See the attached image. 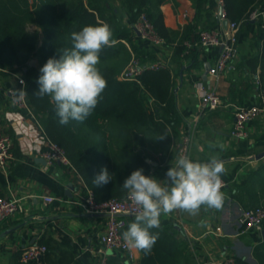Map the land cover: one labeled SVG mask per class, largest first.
I'll use <instances>...</instances> for the list:
<instances>
[{
	"label": "crops",
	"instance_id": "1",
	"mask_svg": "<svg viewBox=\"0 0 264 264\" xmlns=\"http://www.w3.org/2000/svg\"><path fill=\"white\" fill-rule=\"evenodd\" d=\"M108 1L118 22L130 34L132 43L145 52L142 62L163 60L173 77L172 90L179 121L174 128L166 127L170 145L164 160L153 163L154 171L150 176L161 181L166 179L168 168L179 157L178 147L184 136L188 137L186 156L189 158L206 162L210 156L218 155L225 163L222 209L202 207L195 217L180 211L161 216V227L175 229L177 239L182 242L185 249L182 264H219L228 254L245 264H258L254 250L264 243V222L261 230L240 233L237 220L242 208L264 204V113L247 124L245 137L232 138L230 130L233 107L255 103L258 93L264 90V30L257 22H242L237 34V52L229 67L218 78L207 73L203 77L205 67L215 63L219 48L208 46L189 51L192 47L187 49L185 42L193 43L201 29L225 27L217 0H203L199 9L195 0H162L158 9L165 42L159 46L138 38L125 0ZM255 7L264 8V0H256ZM27 28L43 34L35 24H28ZM180 44L184 48L176 52ZM35 65L39 66L36 62ZM19 76L21 72L17 69L0 68V126L13 137L15 145L7 169L0 167V196L17 197L22 206V211L0 221V264H24L20 259L22 249L41 240H45L51 259L43 264H54L52 260L58 257L61 249L71 251L83 264H97L99 254L95 249L100 245L105 216L84 212L72 203L83 194L71 169L67 170L58 162L46 163L37 154L21 151L22 136L8 118V113L14 110L8 90L19 89ZM198 83L213 89L223 105L197 115L195 85ZM38 144L36 140V146ZM16 147L20 151L17 156L14 155ZM46 194L54 196V200L43 201L41 196ZM133 220L134 217H127V223ZM131 250L132 259L124 251L108 250V261L139 264L140 250ZM33 262L41 261L39 258Z\"/></svg>",
	"mask_w": 264,
	"mask_h": 264
},
{
	"label": "trees",
	"instance_id": "2",
	"mask_svg": "<svg viewBox=\"0 0 264 264\" xmlns=\"http://www.w3.org/2000/svg\"><path fill=\"white\" fill-rule=\"evenodd\" d=\"M125 1L132 22L140 12H144L164 38L158 9L162 0ZM202 3L203 0H195L196 8L199 9ZM255 5L256 0H224L223 7L229 20L244 22L248 11ZM104 23L110 26L114 40L112 46L101 51L98 64L107 87L84 122L70 121L62 126L50 98L35 95L39 89L36 82L41 74L39 69L48 58H59V51L71 48L72 32L87 25ZM28 24H35L43 32L38 47L37 33L28 30ZM197 38L198 33L193 41ZM182 46L180 44L176 52H180ZM198 48L193 45L189 51ZM131 53H139L145 60V52L132 43L130 34L118 22L108 0H0V68L21 72L24 80L21 91L26 107L19 110L24 117L35 118L46 136L64 148L72 167L82 177V194L86 193L87 188L90 189L95 202L123 197L127 191L121 186L136 169L143 168L144 174L150 176L154 171L153 163L164 160L170 145L166 127L174 128L179 121L169 68L152 69L145 66L137 80L118 78ZM34 54L40 62L38 67L29 64ZM20 86L16 92H19ZM18 154L20 151L16 147L14 155ZM64 167L70 170V166ZM101 167H107L113 179L107 185L96 187L92 179ZM151 231L159 232V239L150 254L146 255L140 250L139 264H182L185 249L177 239L175 229L160 226ZM39 242L46 245L45 240ZM46 247L47 251L40 257L41 262L32 264L51 260ZM254 255L258 264H264V243L256 247ZM52 262L83 264L66 249H61ZM234 264L245 263L235 258Z\"/></svg>",
	"mask_w": 264,
	"mask_h": 264
},
{
	"label": "clouds",
	"instance_id": "3",
	"mask_svg": "<svg viewBox=\"0 0 264 264\" xmlns=\"http://www.w3.org/2000/svg\"><path fill=\"white\" fill-rule=\"evenodd\" d=\"M112 36L106 23L84 26L70 34L71 48L59 51V58H48L39 69L35 95L50 98L62 126L70 121L84 122L98 105L107 87L98 68L100 53L114 44ZM225 172V163L218 155L210 156L206 162L180 156L168 168L163 181L145 175L143 168L132 171L121 188L139 211L122 234L126 246L150 254L159 239V232L151 230L160 228L162 215L180 211L195 217L202 207L222 209L225 196L221 177ZM112 179L107 167H101L92 183L102 187Z\"/></svg>",
	"mask_w": 264,
	"mask_h": 264
},
{
	"label": "built area",
	"instance_id": "4",
	"mask_svg": "<svg viewBox=\"0 0 264 264\" xmlns=\"http://www.w3.org/2000/svg\"><path fill=\"white\" fill-rule=\"evenodd\" d=\"M220 6L221 18H226L225 27L221 29H201L198 31V38L195 42H185L187 49L193 45L199 47H218L219 53L215 63L208 67L207 74L212 78H218L228 67L230 60L237 52L236 42L240 24L243 20H229L224 13V0H217ZM246 21L257 22L259 27L264 30V8H251L245 18ZM138 37L153 46H159L164 43V38L157 32L152 22L148 19L144 12H140L132 24ZM152 69L167 68L168 65L163 60H157L150 63H143L139 58L131 57L126 66L118 74L119 79L137 80L139 74L144 67ZM18 83L23 85V78L18 77ZM198 102L196 105V113L201 114L204 110H215L223 105L220 96L210 88H206L201 83L195 85ZM8 93L12 98L14 110L8 113V118L13 122L15 128L22 136L21 151L27 154H37L42 157L46 163L58 162L64 166H70V169L77 176L80 184H83L81 175L72 167L66 151L58 143L50 140L42 131L40 123L35 118H26L20 112V108L26 107L22 91L16 92L9 89ZM260 113H264V90L258 93L257 101L249 105H236L233 107V125L230 130L232 138H243L246 136L247 124L256 118ZM36 140L39 146H36ZM188 137L184 136L179 147L178 155L185 156L187 151ZM14 140L13 137L0 126V167L7 169L8 160L13 155ZM222 188L225 187L223 176ZM42 200L51 202L54 196L50 194L42 195ZM79 205L84 212L103 214L105 216L103 232L100 235V245L95 249L99 254L97 264H110L108 262V250H121L127 253L129 258H133V252L129 249L122 239V234L127 224V217H133L139 209L132 203L131 197L126 194L121 198H108L101 202H95L92 192L88 188L86 193L79 199L72 201ZM22 211L19 198L14 196H0V221L6 219L12 214ZM264 222V204H258L245 207L240 210L238 216L239 232L243 233L251 229L261 230ZM47 247L44 243L33 242L24 247L20 254L22 263H30L39 259L45 252ZM235 257L231 254L225 255L219 261V264H234Z\"/></svg>",
	"mask_w": 264,
	"mask_h": 264
},
{
	"label": "rangeland",
	"instance_id": "5",
	"mask_svg": "<svg viewBox=\"0 0 264 264\" xmlns=\"http://www.w3.org/2000/svg\"><path fill=\"white\" fill-rule=\"evenodd\" d=\"M42 36H41V34H37V38H36V46L38 47L39 46V41H40V38H41ZM127 42V41H126ZM128 43V42H127ZM127 47H128V49H130V46L127 44L126 45ZM134 55V57H136V58H139V60L140 61H143L142 60V55L141 54H135V53H131V55H130V58L128 59V61H127V63L129 62V60L131 59V57ZM31 60H34L36 63H38V65H40V62H39V60H38V57H37V55H35L34 54V56H33V58L31 59ZM126 66V65H125ZM124 66V67H125Z\"/></svg>",
	"mask_w": 264,
	"mask_h": 264
},
{
	"label": "water",
	"instance_id": "6",
	"mask_svg": "<svg viewBox=\"0 0 264 264\" xmlns=\"http://www.w3.org/2000/svg\"><path fill=\"white\" fill-rule=\"evenodd\" d=\"M220 12H221V10H220ZM223 22L226 23V22H227V19L224 18ZM29 64H30V65H35V61H34V60H30V61H29ZM208 67H209V66L205 67L203 77L206 76V73H207ZM179 75H180V80L182 81V69L180 70ZM66 187H67L68 190L71 188L70 184H68ZM68 190H66V191H67V194H69V193H68ZM262 234H263L262 236L264 237V230H262Z\"/></svg>",
	"mask_w": 264,
	"mask_h": 264
}]
</instances>
